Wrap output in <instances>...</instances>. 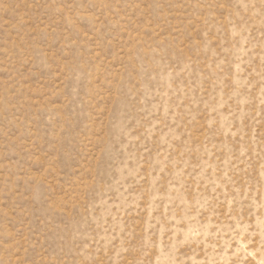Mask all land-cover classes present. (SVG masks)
Segmentation results:
<instances>
[{"label": "rangeland", "instance_id": "1", "mask_svg": "<svg viewBox=\"0 0 264 264\" xmlns=\"http://www.w3.org/2000/svg\"><path fill=\"white\" fill-rule=\"evenodd\" d=\"M0 264H264V0H0Z\"/></svg>", "mask_w": 264, "mask_h": 264}]
</instances>
